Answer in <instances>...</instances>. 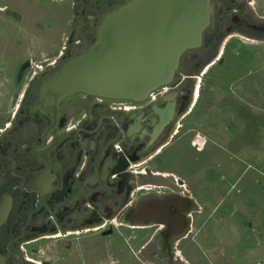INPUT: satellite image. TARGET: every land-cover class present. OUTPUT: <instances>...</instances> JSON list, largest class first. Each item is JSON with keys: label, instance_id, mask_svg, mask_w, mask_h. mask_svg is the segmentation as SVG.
I'll list each match as a JSON object with an SVG mask.
<instances>
[{"label": "flooded vegetation", "instance_id": "obj_1", "mask_svg": "<svg viewBox=\"0 0 264 264\" xmlns=\"http://www.w3.org/2000/svg\"><path fill=\"white\" fill-rule=\"evenodd\" d=\"M126 1L75 0V17L59 56L45 66L34 62L31 67L25 59L14 68L12 85L20 82L16 73L19 64L20 70L29 69V76L22 92L15 97L13 94L5 103L8 110L1 112L7 119L0 125V264H46L32 257L40 251L31 247V242L59 233L99 229L117 217L120 224L150 228L152 234L139 252H152L147 253L151 260H184L181 250L175 249L181 238L191 232L192 213L199 209L196 202V210L186 214L187 231L178 239L166 237L167 225L158 220L163 218L161 213L134 214L131 224L123 222V214L129 208L144 203L152 206L170 196L193 199L181 178V152L185 149L181 142L185 140L194 153L202 151L213 142L208 131L218 132L217 121L225 115L195 107L204 68L224 37L225 42L236 37L245 43L264 44V14L256 0H210V22L202 33L201 44L186 49L172 80L145 99L75 93L62 99L56 114L52 107L43 108L39 102L42 84L91 45L103 16ZM2 6L11 8L5 3ZM15 11L13 15L0 9V19L20 21L22 15ZM6 43L7 37L0 35V65L8 64L4 60L9 47ZM19 46L25 48L24 52H35L39 45ZM240 52L243 55V50ZM44 137L48 142L45 157L53 175H35L41 156L38 146H42ZM174 146H178V173L161 163L162 155ZM27 159L30 166H26ZM43 177L51 183L47 189L50 193L42 197ZM148 179L151 181L146 182ZM217 208L216 205L207 214L211 216ZM137 218L147 221L139 223ZM108 232L111 229L101 231Z\"/></svg>", "mask_w": 264, "mask_h": 264}, {"label": "rangeland", "instance_id": "obj_2", "mask_svg": "<svg viewBox=\"0 0 264 264\" xmlns=\"http://www.w3.org/2000/svg\"><path fill=\"white\" fill-rule=\"evenodd\" d=\"M2 3L21 13L22 19H0V35L7 37L9 46L4 56L8 64L0 65V125L7 119L1 114L8 110L5 103L22 92L29 76V69L20 70L19 64L20 82L12 85L16 65L26 59L34 67V62L44 65L58 57L75 17V0H0ZM256 5L264 14V0H256ZM225 38L204 68L195 106L220 112L225 118L217 126L218 132L208 131L213 142L202 151L194 153L185 140L181 142L185 147L181 178L199 207L192 213L191 232L176 245L184 260H151L147 253L152 252H139L152 231L120 224V217L99 229L59 233L31 242L40 251L32 255L34 259L46 264H264V44H249L236 37L225 42ZM24 44L39 46L35 52H24L19 46ZM177 158L178 146H174L162 155V166L178 173ZM106 229L111 232L102 234Z\"/></svg>", "mask_w": 264, "mask_h": 264}, {"label": "water", "instance_id": "obj_3", "mask_svg": "<svg viewBox=\"0 0 264 264\" xmlns=\"http://www.w3.org/2000/svg\"><path fill=\"white\" fill-rule=\"evenodd\" d=\"M0 9L16 13L7 6ZM210 16V0H127L103 16L91 45L42 84L39 102L43 108L52 107L56 114L62 99L75 93L145 99L151 91L172 80L186 49L201 44ZM45 138L39 158L44 164L48 162ZM27 161L26 166H30ZM195 209L191 197L170 196L152 206L144 203L129 208L122 220L131 224L134 214L137 217L161 213L163 218L158 220L167 225L166 237L178 239L189 226L186 214ZM137 219L139 223L147 221Z\"/></svg>", "mask_w": 264, "mask_h": 264}, {"label": "crops", "instance_id": "obj_4", "mask_svg": "<svg viewBox=\"0 0 264 264\" xmlns=\"http://www.w3.org/2000/svg\"><path fill=\"white\" fill-rule=\"evenodd\" d=\"M225 117L222 115L221 117H219V121H217V125L220 124V122L224 119ZM43 128V127H41ZM37 146L40 145V143L36 144ZM39 150L42 152V149H41V146H38ZM28 162V161H27ZM50 166V162H45L44 164V161L42 160H39L38 162V172H36L35 175H53L52 172H51V168H49ZM40 183L44 189V194H48L50 193V190H47L49 189L48 188V185L51 183V180L49 178H46V177H43L41 180H40ZM47 201V200H46ZM48 203V201H47Z\"/></svg>", "mask_w": 264, "mask_h": 264}]
</instances>
